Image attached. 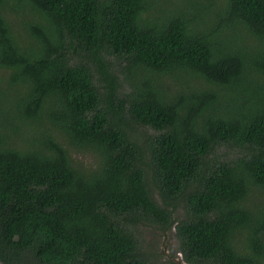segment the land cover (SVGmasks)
<instances>
[{"label": "trees", "instance_id": "trees-1", "mask_svg": "<svg viewBox=\"0 0 264 264\" xmlns=\"http://www.w3.org/2000/svg\"><path fill=\"white\" fill-rule=\"evenodd\" d=\"M156 2L0 0V264H264V0Z\"/></svg>", "mask_w": 264, "mask_h": 264}, {"label": "rangeland", "instance_id": "rangeland-1", "mask_svg": "<svg viewBox=\"0 0 264 264\" xmlns=\"http://www.w3.org/2000/svg\"><path fill=\"white\" fill-rule=\"evenodd\" d=\"M185 0H157L156 7L158 8L160 5H164V7H171V5H181ZM201 3V7H218L221 5L224 0H197ZM163 7V8H164ZM11 12L9 15L12 17L11 22L13 23L14 29L18 33H23L24 25L23 22H31L35 21L37 16L35 13H31L28 9L23 11L21 15H15L14 12ZM23 37V38H22ZM21 39L26 41L25 36L22 34ZM116 64H119V68L124 64L121 59L111 57ZM11 70L6 68H0V88L4 91V93L13 95L14 87L8 85V79L10 77ZM166 84L171 90L178 89L179 86L175 82L170 79H166ZM147 130V135L153 137L155 132L150 129ZM142 141L143 146L148 147V138ZM12 144L17 147H23L25 142L19 138L18 136H14L12 139ZM72 157L77 161L78 164L83 165L85 167H91L95 165L96 158L93 152L87 150L77 149L76 147H70ZM225 151V149H222ZM227 151H231V149H227ZM228 152V153H229ZM149 160V159H148ZM149 180L152 179V175L148 174ZM152 183V182H151ZM153 185V184H152ZM156 195V187L154 188ZM156 199L159 198L156 196ZM254 208L260 206L259 197L255 196L252 198ZM175 209H173V205L168 208L172 210V216L174 219H180L183 216V208L181 204H176ZM135 233L139 242L141 244L142 250L146 253V258L150 264H187L182 262L181 255L178 252V241L174 235L173 228L172 229H162L159 225L155 223H150L145 220H141L135 226Z\"/></svg>", "mask_w": 264, "mask_h": 264}]
</instances>
